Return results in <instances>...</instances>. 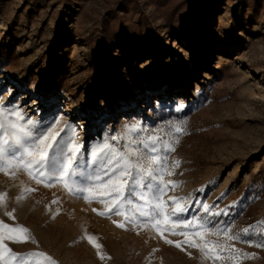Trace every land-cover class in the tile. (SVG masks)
Wrapping results in <instances>:
<instances>
[{"label": "rangeland", "instance_id": "1", "mask_svg": "<svg viewBox=\"0 0 264 264\" xmlns=\"http://www.w3.org/2000/svg\"><path fill=\"white\" fill-rule=\"evenodd\" d=\"M0 102L38 125L59 120L89 154L105 139L134 149L183 125L167 153L174 174L163 177L179 187L169 185L163 199L170 211L169 197L182 198L179 218L193 225L176 231L201 243L195 225L205 223L221 230L207 239L254 256L238 264H264V0H0ZM22 188L35 191L17 203ZM0 193L15 209L12 219L0 208V220L27 228L34 241L5 240L17 254L42 252L57 264H237L205 258L163 217V236L138 212L118 228L122 216L93 211L105 205L37 184L23 170L0 173ZM224 230L239 238L227 240ZM30 264L48 261L32 256Z\"/></svg>", "mask_w": 264, "mask_h": 264}, {"label": "snow or ice", "instance_id": "2", "mask_svg": "<svg viewBox=\"0 0 264 264\" xmlns=\"http://www.w3.org/2000/svg\"><path fill=\"white\" fill-rule=\"evenodd\" d=\"M60 123L57 120L49 125H38V122L31 118L25 119L18 108L5 107L0 102V173L15 177L17 172L23 170L29 179L37 184L52 187L58 183L70 195L83 198L88 203L96 200L105 205L104 211L93 209L98 215L105 216L111 212L124 218V222L113 221L118 228H125V222L135 223L138 212L139 217L151 221V227L163 236L159 228L161 224L159 218L163 217L164 224L171 222V228L166 229L167 231L172 235H183L184 243L198 249L209 260L235 261L238 264L241 259L254 258L251 254L241 253L233 245L207 239L218 237L221 230L209 228L205 223L195 225L199 229L195 235L200 237L201 243L190 240L186 231H176L177 228L187 229L193 225L192 221L179 218V214L185 211L180 202L182 198L169 197V201L174 205L170 211L168 202L163 199L169 185L173 190L179 187L178 183L171 180L165 183L163 177L174 174L169 170L167 153L175 151L174 145L179 143V139L173 136V132L182 133L183 125H169L172 131L166 134L167 138L161 136L160 132L163 130H159L155 134L134 141L133 143L140 146L134 149L131 148V144L126 149H118L105 139L102 143L90 146L89 154V150H81L83 146L76 140L74 130L69 136L65 128L60 127ZM66 127L71 128L70 125ZM126 127L131 131L138 126ZM111 139L116 140L117 137L113 136ZM161 152L164 154L161 155ZM179 164L180 161L175 160L171 168H177ZM32 191L35 189L22 188L21 195L16 197L17 203L24 199L25 192ZM6 197L7 193H0V208H4ZM134 201H144V204L134 205ZM52 203L58 201L53 200ZM125 208L133 211L126 212ZM204 210L209 211L207 205L204 206ZM14 212L15 209L7 211L4 208V215L9 218L15 219ZM260 223L264 224V221ZM148 226L143 225L144 228ZM17 234L23 235L18 237ZM223 235L229 241L239 238L230 235L227 230L223 231ZM86 238L97 249L100 248L93 236L86 234ZM5 240L14 243L34 242L27 228L22 225L10 227L0 220V264H30L32 256H41L48 264H57L42 252L17 254L4 243ZM165 242L173 243L167 239ZM176 247H181V244L177 242ZM223 253L227 255H222ZM101 259H104V256H101Z\"/></svg>", "mask_w": 264, "mask_h": 264}]
</instances>
